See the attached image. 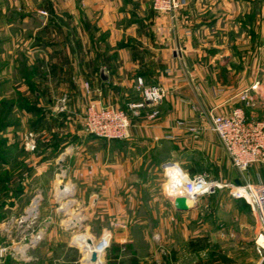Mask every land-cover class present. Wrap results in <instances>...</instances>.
Here are the masks:
<instances>
[{"label":"crops","instance_id":"crops-1","mask_svg":"<svg viewBox=\"0 0 264 264\" xmlns=\"http://www.w3.org/2000/svg\"><path fill=\"white\" fill-rule=\"evenodd\" d=\"M186 1L173 31V21L167 14L155 12L152 0H79V6L74 4L63 9L69 15H80L82 27L78 29L76 39L70 41L71 34H68V38L61 41L40 44L41 49L33 46L42 63L59 60L48 67L47 72L39 74L34 66L37 55L33 52V84L36 89L47 93L43 101L48 103L44 108L33 105L36 111H41L42 118L34 124L40 126L39 130L44 125L47 130L51 127L50 132L35 141L37 147L44 140L49 144L38 150L33 158L44 159L61 145L59 151L52 153L54 157L60 162H73L76 149L87 141L81 129L83 115L91 101L112 104L126 111L133 124L126 144L147 147L148 151L151 148L168 151L159 163L164 180L159 204L163 210L173 211L176 215L152 214L141 220L157 221L159 227L152 235L159 237L163 236L169 222L167 218L173 221L175 216L197 209L203 198L196 200L197 207L191 211L175 210L169 199L174 196L164 185L168 164L178 165L190 177L205 176L209 181L228 184L224 174L232 171L233 166L217 134L210 129L211 114L227 115L242 108L249 117L264 121V0ZM102 70L108 77L106 81L101 78ZM139 79L145 85L162 87L165 97L158 105H146L136 116L129 107L144 102ZM254 86H257L256 90H253ZM60 90L64 92V104L56 110L52 95ZM246 90L255 97L252 107H247L240 99ZM35 98L42 103L39 94ZM96 137L91 135L92 141L99 144V152L95 153L97 160L93 162L94 178L102 175L103 169L117 167L116 154L103 163L102 139ZM52 141L61 144L50 143ZM41 159V168L49 164H42L45 160ZM75 163L79 165V160L75 159ZM241 177L229 182L244 183L243 178L244 181H240ZM247 177L252 184L250 174ZM58 189V199L60 195L71 193L68 188ZM239 190L250 197L244 189ZM231 197L237 200L233 195ZM41 200L37 198L35 202ZM69 202L62 208L67 214L61 224H55L51 217L45 219L46 232L42 238L43 241L47 238L45 263L38 258L33 261V254L39 250L43 252L44 242L41 240L35 249H30V260L14 259L12 264H88L86 253L92 248L81 247L83 245L76 242V238L84 234H75L72 236L74 242L70 240L72 232L69 230L77 228L81 231L84 218L69 213ZM130 229L131 226L127 225L116 231L117 249L109 250L115 264H123L120 260L124 252L136 253L131 249ZM64 236L68 238L67 243L54 241V238ZM70 254L72 258L68 257Z\"/></svg>","mask_w":264,"mask_h":264},{"label":"rangeland","instance_id":"rangeland-1","mask_svg":"<svg viewBox=\"0 0 264 264\" xmlns=\"http://www.w3.org/2000/svg\"><path fill=\"white\" fill-rule=\"evenodd\" d=\"M78 1L0 0V116L3 117L0 121V225L3 227L5 223H10L17 226L18 219L28 215L33 203L37 204L38 209L35 221L25 232L19 229L15 237L6 243L5 238H0V241L13 247L27 243L37 235H41L42 240L46 232V217L53 218L55 224H61L67 214L61 209L65 208L67 202L73 201L75 205L69 209V213L84 218V227L81 231L70 229V240L74 242L72 236L75 234H86L98 243L108 232L111 238L109 248L103 252L104 264H115L111 261L109 250L115 245L116 231L125 229L127 225L131 226V249L136 253L131 254V250L124 252L120 260L123 264L133 261H139L138 264H264V250L259 251L256 245L258 235L264 228L259 221L261 211L257 205L252 207L248 204V208L244 198L233 200L231 196L237 191L236 188L219 185V188L203 196L197 209L182 213L180 217L175 216L173 221L167 218L169 222L162 237L152 235L159 227L157 221L142 222V218L160 213L176 215L173 211L163 210L159 204L163 197L161 185L164 181L159 163L168 153L167 149L158 150L159 153L157 148L150 147L148 151L147 147H130L125 143L127 140L101 138L103 163L116 154L117 167L106 171L103 169V174L94 178L93 162L97 160L95 153L99 152V144L94 143L92 134L85 131L84 114L81 130L87 141L76 149L73 162H60L54 157L52 153L59 151L61 145L44 159L33 158L38 150L49 144L47 140H42L37 147L35 141L40 139V135L51 131V127L47 130L44 125L39 130L40 126L34 124V121L39 123L42 118L41 111H36L33 105L44 108L48 103L43 101L47 93L36 89L33 84V52L37 55L34 66H37L35 69L39 74H44L48 67L59 61L42 63L41 56L35 52L36 47L41 49L40 44L46 41H61L68 38V34H71L69 40L76 39L78 29L82 27L80 15H69L63 9L74 4L79 6ZM63 93L60 90L52 95L56 110H60L64 104ZM36 94L41 96L42 103L36 100ZM54 137V140L57 139ZM39 159L45 160L42 164H49L41 168ZM75 159L79 160V165ZM232 168L234 171L229 170L224 174L228 183L237 176L241 177ZM249 174L255 190L264 185V164L253 165ZM240 181H244L242 177ZM60 185L71 189L74 196L60 201L57 198ZM168 190L171 194L184 192L182 188ZM37 198H41V202H35ZM133 217L134 220L129 222ZM46 240H42L43 252L39 250L33 254V261L38 258L45 263L48 255ZM63 240L68 242L65 236L54 238V241ZM70 256L72 258L73 255ZM14 259L8 256L4 264H12Z\"/></svg>","mask_w":264,"mask_h":264},{"label":"built area","instance_id":"built-area-1","mask_svg":"<svg viewBox=\"0 0 264 264\" xmlns=\"http://www.w3.org/2000/svg\"><path fill=\"white\" fill-rule=\"evenodd\" d=\"M186 3V0H152L153 9L157 13L167 14L174 23L177 22L179 13L186 6ZM173 28H175V25ZM138 85L142 89L144 102L131 104L129 107L132 114L136 116L139 115L140 109L145 108L146 105H158L165 97L164 89L160 86L145 85L141 79L138 80ZM256 89L257 86H254L253 90ZM240 99L245 102L247 107L255 105V97L250 90L243 92ZM210 118V129L217 134L231 165L245 180L244 183L239 185L224 183L221 186L236 188L237 191L232 193L235 198H244L252 207L257 205L261 211L259 221L264 225V185L255 190L247 177V173L253 165L264 164V121L249 117L242 108H236L227 115L211 114ZM179 124L183 123L180 122ZM132 126L131 115L112 104L93 100L86 109L84 129L88 134L109 140H127L130 137ZM191 129L195 130L194 128ZM166 167L164 185L173 190L180 188L184 190V193L171 194L172 196L186 195L196 201L205 194L213 192L216 186L220 187L214 185L213 190L205 191L202 188L205 184H214L215 182L209 181L205 176L190 177L178 165L173 163L168 164ZM239 188L247 191L251 200L238 192ZM29 212L28 215L18 219L17 226L5 223L0 228V238L6 239L4 243L8 239H12L13 236L15 237L19 229L25 232L26 228L35 221L36 213L31 214ZM39 240H41V235L30 238L27 243L13 247L0 241V264H4L8 256L22 261L30 260L29 251L37 246ZM256 245L259 251L264 250V228L258 235ZM107 248H109V244L105 246L103 251H106Z\"/></svg>","mask_w":264,"mask_h":264},{"label":"water","instance_id":"water-1","mask_svg":"<svg viewBox=\"0 0 264 264\" xmlns=\"http://www.w3.org/2000/svg\"><path fill=\"white\" fill-rule=\"evenodd\" d=\"M101 78L105 81L108 79L105 71H103V70L101 71ZM237 184H240L239 181L237 182ZM59 188L62 191L65 187L60 185ZM72 196H74L73 193H69L68 195H60L59 200L62 201L64 199H68L69 197H72ZM169 199L171 200V203H172L174 209L177 211L187 212V211H191L197 207L196 201L193 199H190L186 195H178V196H174V197L169 196ZM74 205H75V202L70 201L68 203V206L70 208L74 207ZM61 211L64 212L63 209H61ZM86 242L90 243V240H87V239L84 240V243H86ZM97 260H98V255H97L96 251H92L90 254V257H89L88 264H95L97 262Z\"/></svg>","mask_w":264,"mask_h":264},{"label":"bare ground","instance_id":"bare-ground-1","mask_svg":"<svg viewBox=\"0 0 264 264\" xmlns=\"http://www.w3.org/2000/svg\"><path fill=\"white\" fill-rule=\"evenodd\" d=\"M60 182L58 181V184H59ZM214 185H220L219 183H209V184H205L202 188H203V190H205V191H209V190H213L214 189ZM66 189H67V187H65ZM69 192H71V189H69ZM238 192H240L243 196H246V192H244V191H238ZM66 193V192H65ZM248 195V194H247ZM247 198V197H246ZM250 198V200H251V197H249ZM248 199V198H247ZM38 211V209H37V204L35 203L32 207H31V209H30V212L29 213H31V214H35L36 212ZM110 236V234L107 232L106 233V235L104 236V238L103 239H101V241L100 242H98V243H95L94 241H93V238L92 237H90L89 235H86V234H84L83 236H78V238H76V242L78 243V244H80V246L81 245H83V246H81V247H84V246H87L88 248H92L90 251H88L87 253H86V251H85V253H86V257L88 258V262H89V257H90V254H91V252L92 251H96V253H97V255H98V260H97V264H104L103 263V260H102V258H103V249L105 248V246L106 245H108L109 244V237ZM90 240V243H84V240ZM75 240V239H74ZM86 248V247H85ZM88 250V249H87ZM84 253V254H85ZM85 260H86V258H85ZM95 263V264H96Z\"/></svg>","mask_w":264,"mask_h":264},{"label":"trees","instance_id":"trees-1","mask_svg":"<svg viewBox=\"0 0 264 264\" xmlns=\"http://www.w3.org/2000/svg\"><path fill=\"white\" fill-rule=\"evenodd\" d=\"M1 120H3V117L0 116V121H1ZM1 126H2V124H1ZM0 145H2V144L0 143ZM0 157H2V154H0ZM114 247H115V249H117V248H116V244L114 245Z\"/></svg>","mask_w":264,"mask_h":264}]
</instances>
